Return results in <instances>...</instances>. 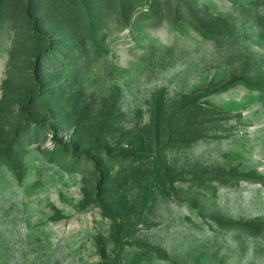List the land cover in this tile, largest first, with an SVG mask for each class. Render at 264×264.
Returning <instances> with one entry per match:
<instances>
[{"label": "rangeland", "instance_id": "1", "mask_svg": "<svg viewBox=\"0 0 264 264\" xmlns=\"http://www.w3.org/2000/svg\"><path fill=\"white\" fill-rule=\"evenodd\" d=\"M0 264H264V0H0Z\"/></svg>", "mask_w": 264, "mask_h": 264}]
</instances>
